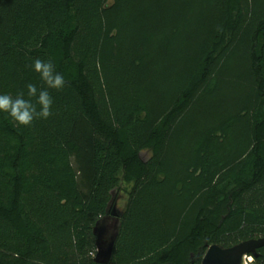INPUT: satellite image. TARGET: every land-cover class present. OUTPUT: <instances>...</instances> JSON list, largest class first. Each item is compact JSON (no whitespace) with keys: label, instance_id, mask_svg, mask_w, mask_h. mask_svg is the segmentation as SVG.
Returning <instances> with one entry per match:
<instances>
[{"label":"trees","instance_id":"trees-1","mask_svg":"<svg viewBox=\"0 0 264 264\" xmlns=\"http://www.w3.org/2000/svg\"><path fill=\"white\" fill-rule=\"evenodd\" d=\"M184 1L0 0V94L27 99L28 83L43 87L36 58L67 82L49 89L48 119L23 126L0 112V264H97L92 227L123 183L132 187L111 261L125 229L147 251L136 264H201L208 245L264 228V207L245 200L264 192V0H204L207 26L191 57L159 76L151 52L165 63L180 47L159 38L157 12L163 20ZM232 48L242 52L249 96L206 116L195 160L175 174L169 151ZM165 80L167 98L157 92ZM166 189L176 198L189 191L181 215L201 194L205 201L190 220L158 227L149 202ZM253 260L264 264V247Z\"/></svg>","mask_w":264,"mask_h":264},{"label":"rangeland","instance_id":"rangeland-1","mask_svg":"<svg viewBox=\"0 0 264 264\" xmlns=\"http://www.w3.org/2000/svg\"><path fill=\"white\" fill-rule=\"evenodd\" d=\"M187 1L189 3L186 2L183 7L173 8L166 12L164 16L165 19L163 20L160 19L161 15L157 12V20L160 22L158 28L160 31L159 38L162 41V38L164 39L167 36L180 47L179 49L173 47L172 56L169 57V60L165 63H161L162 57L158 49L151 52L152 58H155L154 67H152V69L164 71L163 73L158 72L159 76L165 73V68H169V70L183 69L185 61L191 57L192 49L196 47L201 40V33L206 30L207 24L205 22V17L207 13L202 5L204 0ZM258 1L259 0H253L254 4ZM161 23L163 27H161ZM171 30H178L176 31L177 35L172 36ZM245 70V63L241 50L232 48L230 55L226 59L218 85L211 93L205 94L202 106L194 108L193 112H191L192 114L185 119L181 126V131L178 134V138L175 139L169 151L167 163L171 170L179 171L178 173L175 172V174L181 173L180 170L184 168L186 163L195 160L193 147L195 146V141L203 135L202 131L205 126L204 121L206 116H215V112H218L221 116L223 109L233 110L235 105L238 106L240 100L249 96L250 91L246 84ZM173 76L172 73L170 77ZM166 80L158 83L157 92L159 91V93H162L167 98L171 92L168 89V82ZM118 91V96L124 92L122 89ZM200 129L202 130L200 131ZM131 187L132 184L123 183L120 189L115 193L116 207L120 211L125 208ZM163 192L165 194H162ZM163 192L161 190L158 193L154 192V197L152 199V196L150 197L153 201L150 200L149 202V205L153 207L150 219L155 220L158 227L166 226L169 229L172 228L173 225H175V221L179 219V216L181 219L185 218V220H190L197 208L205 201V196L201 194L194 206L185 209V212L181 215V211L184 210L183 208L189 198V191L177 198L169 197V189L163 190ZM245 200L249 201L252 207H264L263 185L251 191L249 195L245 196ZM253 237H264V228L254 234ZM146 252L147 251H141L136 247V242L130 232L125 229L122 232L119 247L110 264H136ZM250 257L251 262H248V264H258L253 260L252 256Z\"/></svg>","mask_w":264,"mask_h":264},{"label":"water","instance_id":"water-1","mask_svg":"<svg viewBox=\"0 0 264 264\" xmlns=\"http://www.w3.org/2000/svg\"><path fill=\"white\" fill-rule=\"evenodd\" d=\"M138 155L143 162H146V152H139ZM115 193L116 189L110 191V200L104 214L92 227L95 252L98 249L93 260L97 264L111 262L114 245L119 235L122 211L116 207ZM262 247H264V237L241 240L231 246L213 243L207 246L201 264H246L245 257L256 256L257 250Z\"/></svg>","mask_w":264,"mask_h":264},{"label":"clouds","instance_id":"clouds-1","mask_svg":"<svg viewBox=\"0 0 264 264\" xmlns=\"http://www.w3.org/2000/svg\"><path fill=\"white\" fill-rule=\"evenodd\" d=\"M31 67L39 74L43 87L38 88L28 83L27 99L24 91L18 92L14 97L10 94H0V112L7 113L17 125L31 126L34 120L51 117L53 98L49 89L61 90L67 83L64 76L56 71L51 60L36 58ZM97 251L98 249L93 255Z\"/></svg>","mask_w":264,"mask_h":264},{"label":"built area","instance_id":"built-area-1","mask_svg":"<svg viewBox=\"0 0 264 264\" xmlns=\"http://www.w3.org/2000/svg\"><path fill=\"white\" fill-rule=\"evenodd\" d=\"M250 263L251 262V257L250 256H247V257H245V263Z\"/></svg>","mask_w":264,"mask_h":264},{"label":"bare ground","instance_id":"bare-ground-1","mask_svg":"<svg viewBox=\"0 0 264 264\" xmlns=\"http://www.w3.org/2000/svg\"><path fill=\"white\" fill-rule=\"evenodd\" d=\"M246 264H248V263H246Z\"/></svg>","mask_w":264,"mask_h":264}]
</instances>
